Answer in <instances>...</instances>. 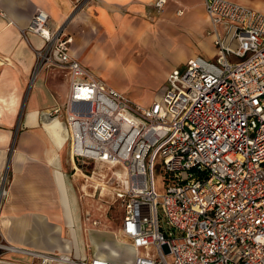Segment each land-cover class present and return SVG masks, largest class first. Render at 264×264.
Here are the masks:
<instances>
[{
	"label": "built area",
	"instance_id": "2783aa9c",
	"mask_svg": "<svg viewBox=\"0 0 264 264\" xmlns=\"http://www.w3.org/2000/svg\"><path fill=\"white\" fill-rule=\"evenodd\" d=\"M203 7L215 55L173 67L162 100L147 105L74 58L71 36L51 29L44 10L19 28L28 43L29 34L41 41L31 46L34 72L67 70L62 110L74 163L123 168L115 188L124 211L119 233L135 253L123 261L83 258L0 241V254L26 255L31 264H264V11L231 0H203ZM219 25H226L222 36Z\"/></svg>",
	"mask_w": 264,
	"mask_h": 264
},
{
	"label": "crops",
	"instance_id": "0c3cea01",
	"mask_svg": "<svg viewBox=\"0 0 264 264\" xmlns=\"http://www.w3.org/2000/svg\"><path fill=\"white\" fill-rule=\"evenodd\" d=\"M231 1L264 11V0ZM154 2L0 0V171L11 161V181L0 207L2 243L83 258L97 254L123 261L134 256V248L125 240L109 247L112 251L108 249L106 245L112 239L96 228L92 229L88 252L81 233V214L67 174L69 164L71 168L77 165L65 150L66 139L63 142L57 139L58 129L60 134L63 129L67 134L62 110L69 87L67 70L40 71L28 85L35 59L31 46H38L41 41L29 34L28 43L19 28L27 27L38 9L44 10L50 16L51 29L63 26L70 34L74 58L87 67L107 71L112 69V49L121 53L155 46L167 55L175 47L185 45L190 50L181 52L174 61L177 64H184L195 55L206 58L215 55L214 36L207 33L211 27L203 0H165L159 9ZM173 67L164 70V86ZM94 73L100 77L97 73L102 71ZM55 107L60 108L57 116H48L47 111ZM15 124L27 129L28 140L24 134L11 149L8 140ZM0 264H31V259L1 252Z\"/></svg>",
	"mask_w": 264,
	"mask_h": 264
},
{
	"label": "rangeland",
	"instance_id": "374dc122",
	"mask_svg": "<svg viewBox=\"0 0 264 264\" xmlns=\"http://www.w3.org/2000/svg\"><path fill=\"white\" fill-rule=\"evenodd\" d=\"M63 27V26H61ZM64 28V27H63ZM226 25H219L218 32L222 36L225 32ZM70 36L69 33L65 32ZM171 41L168 42V45ZM117 48V47H116ZM141 49L134 52L125 50L121 53L110 51L112 63L110 71L106 69L88 68L97 73L109 85L121 91L131 101L143 105L149 104L154 99L161 101L164 94V85L162 83L164 70L171 66L182 67L183 64H177L175 59L182 53L190 50L187 46L175 47L171 53L167 55L160 53L155 46L140 47ZM180 49V50H179ZM58 66H48L41 68L40 71L51 72L58 70ZM33 69V67H32ZM34 70V69H33ZM30 72L28 85H31L36 76V72ZM36 73V74H35ZM96 75V74H95ZM10 130L9 145L13 149V145L22 140L24 134L28 140V132L26 128L15 124ZM66 138V133L62 130ZM65 144V143H64ZM10 149V154L12 150ZM66 152L69 151L68 143L65 144ZM70 153V151H69ZM68 155V154H67ZM11 159V156H10ZM5 163L0 171V207L3 196L6 193L10 180V164ZM77 168H71L70 164L67 170L68 177L71 179L74 196L77 201L79 214L82 220V235L84 236L86 248L90 252V239L92 229L104 232L112 243L106 245L107 248L112 247L115 243H123L124 240L119 233V225L123 216V205L115 197V188L120 185L118 177L123 176V168L120 166H110L100 163H88L86 165H77ZM155 187L159 194H163L166 190L163 180V171L157 162L154 170ZM164 224V219L161 220ZM1 237V236H0ZM107 248L105 249L106 251ZM140 253L143 255V251Z\"/></svg>",
	"mask_w": 264,
	"mask_h": 264
},
{
	"label": "bare ground",
	"instance_id": "6f19581e",
	"mask_svg": "<svg viewBox=\"0 0 264 264\" xmlns=\"http://www.w3.org/2000/svg\"><path fill=\"white\" fill-rule=\"evenodd\" d=\"M64 130V129H63ZM57 139L60 141V142H63V141H65V136L63 135V134H60V131H59V129H58V132H57ZM78 166H76V168H77ZM78 169V168H77ZM108 249H110L111 251H112V248H108Z\"/></svg>",
	"mask_w": 264,
	"mask_h": 264
}]
</instances>
